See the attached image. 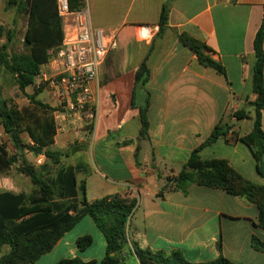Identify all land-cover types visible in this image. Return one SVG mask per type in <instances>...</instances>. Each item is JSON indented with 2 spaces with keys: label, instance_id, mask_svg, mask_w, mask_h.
Instances as JSON below:
<instances>
[{
  "label": "crops",
  "instance_id": "1",
  "mask_svg": "<svg viewBox=\"0 0 264 264\" xmlns=\"http://www.w3.org/2000/svg\"><path fill=\"white\" fill-rule=\"evenodd\" d=\"M84 3L94 28L114 32L115 47L106 53L90 84L97 98L96 121L86 129L75 121L64 133L57 129L50 149L60 147L54 152L77 169L76 181L84 182L87 202L115 195L136 200L127 223L129 249L122 253L123 263L139 264L130 253L136 245L152 254L179 252L193 264L220 256L234 264H264V255L251 247L252 236L264 242L253 204L195 184L185 192L173 186L164 190L166 179H173L202 146L201 160H224L243 179L264 187L260 164L239 140L253 127V41L263 20L264 0H92V10L89 0ZM164 4L168 20L159 37ZM182 34L204 44L224 74L201 65L180 42ZM145 59L149 80L136 87L135 73ZM42 70L49 72V65ZM37 99L58 109L49 104L55 98L44 89ZM140 108H146V137L140 136ZM240 111L243 114L235 117ZM220 121L228 127L225 137L205 144ZM260 124L264 133V109ZM215 149L226 153H214ZM14 175L13 193H29V179ZM82 237H89L91 245L79 250L76 241ZM105 249L102 234L83 217L33 264L73 258L98 263Z\"/></svg>",
  "mask_w": 264,
  "mask_h": 264
},
{
  "label": "trees",
  "instance_id": "2",
  "mask_svg": "<svg viewBox=\"0 0 264 264\" xmlns=\"http://www.w3.org/2000/svg\"><path fill=\"white\" fill-rule=\"evenodd\" d=\"M4 2L5 10L15 8L18 14L27 17L24 34L26 53L8 56L5 46L0 44V69L13 78L18 91L32 109H18L10 104V100L0 99V128L8 135L15 151L9 153L6 145L0 144V175H5L6 171L16 167L19 174L29 179L32 190L29 193L0 191V253L3 248H8L7 252L0 255V264L35 263L83 217H88L102 234L106 243L104 257L98 263H84L78 258H73L59 261L57 264H124L122 253L126 248L129 249L127 223L135 209L136 200L115 195L87 202L84 196V182L78 185L76 181L77 169L63 160L64 155L50 149L57 132L53 114L59 110L52 109L37 99L44 87L36 86L35 79L40 75L42 67L46 66L61 48L63 31L62 19L57 11V0H4ZM67 2L70 12H77L85 5L84 0ZM168 13L169 8L164 4L158 19L159 37L166 29ZM2 34L3 28L0 26V38ZM178 38L197 56L201 65L219 75L224 74L221 64L203 52L208 50L204 44L185 34ZM263 44L264 15L253 41L251 86L252 93L256 96L255 101L250 103L253 127L248 136L239 139L251 150L262 167L258 166L262 176L264 133L261 130L260 112L264 109ZM148 80L149 69L145 59L135 73V86H145ZM29 89L32 90L30 94L26 92ZM139 114L140 136L146 137L148 131L146 108H140ZM241 114L242 111L234 116L239 118ZM227 130L226 123L220 121L205 144L225 137ZM24 133L32 142L31 145L22 142L21 134ZM202 147L191 153L186 164L173 179H166L164 190L173 186L175 190L185 192L189 185L195 184L243 198L257 208L258 227L264 230V187L243 179L224 160H201L199 152ZM25 154H31L34 158L44 155L46 160L43 165L36 167L25 159ZM76 245L79 250H84L91 245V239L79 238ZM251 247L264 255V242L255 236L251 237ZM130 249L129 252L135 255L139 264H193L179 252L168 255L152 254L139 249L136 245ZM203 264L234 263L220 256L215 261Z\"/></svg>",
  "mask_w": 264,
  "mask_h": 264
},
{
  "label": "built area",
  "instance_id": "3",
  "mask_svg": "<svg viewBox=\"0 0 264 264\" xmlns=\"http://www.w3.org/2000/svg\"><path fill=\"white\" fill-rule=\"evenodd\" d=\"M57 11L62 19L61 48L47 64L50 71L41 70L35 83L45 86L64 104L66 115L79 109L85 114L84 120L94 123L98 117L97 98L90 84L97 79L106 53L115 47V34L94 28L86 5L70 12L67 0H57Z\"/></svg>",
  "mask_w": 264,
  "mask_h": 264
},
{
  "label": "rangeland",
  "instance_id": "4",
  "mask_svg": "<svg viewBox=\"0 0 264 264\" xmlns=\"http://www.w3.org/2000/svg\"><path fill=\"white\" fill-rule=\"evenodd\" d=\"M101 2H108L111 0H99ZM89 4L91 6L92 10V0H89ZM5 6L4 0H0V18H1V27L3 28V34L0 38V44L5 46V52L8 56L11 55H19L26 53V49L24 47V34L27 26V17L25 15H20L16 12L15 8H8V10H4L2 12V7ZM39 83L36 82V86H38ZM44 90L48 91L50 94L51 92L46 89L45 86H43ZM29 93H32V90H28ZM41 97V96H40ZM39 97V98H40ZM0 99H6L10 100V104L12 106L17 107L18 109H27L31 110V106L29 105L28 101L20 94L17 87L15 86L13 78L6 73L3 69H0ZM45 101V100H44ZM50 105H56L58 107L59 112L57 114H53L55 117V122L57 124V128L60 130V133H64L63 129L67 124L72 125L74 127L73 122L76 123H82L83 129L90 127V122L87 120H84L85 114L84 112L80 111L79 109H74L71 111L70 117L66 115L68 112L67 108L64 107V104H60V102L55 99L48 101ZM55 106V107H56ZM34 112V111H33ZM37 113V112H36ZM58 116H60L58 118ZM57 117V118H56ZM64 117V119H62ZM89 125V126H88ZM79 129V128H77ZM82 129V128H80ZM21 139L24 144H29V139L27 134H21ZM0 144H4L7 147V150L9 153H14L9 137L7 134L3 132V130L0 128ZM54 151H60L61 148L56 146L53 148ZM214 153H226V149L219 150L215 149L213 150ZM25 159L32 165H35V160L37 158H34L31 154H25ZM39 167V166H36ZM178 170V169H177ZM18 174L16 167L6 171V174L0 175V178L2 177H10L14 178L15 175ZM8 251V248H3L2 252L3 254Z\"/></svg>",
  "mask_w": 264,
  "mask_h": 264
},
{
  "label": "clouds",
  "instance_id": "5",
  "mask_svg": "<svg viewBox=\"0 0 264 264\" xmlns=\"http://www.w3.org/2000/svg\"><path fill=\"white\" fill-rule=\"evenodd\" d=\"M45 160H46V157L44 155H40L35 160V165L36 166L43 165ZM0 189L6 192H16L17 191V187L10 177H3L2 179H0Z\"/></svg>",
  "mask_w": 264,
  "mask_h": 264
},
{
  "label": "water",
  "instance_id": "6",
  "mask_svg": "<svg viewBox=\"0 0 264 264\" xmlns=\"http://www.w3.org/2000/svg\"><path fill=\"white\" fill-rule=\"evenodd\" d=\"M203 52H204V53H207L208 51H207V50H203ZM11 135H12V133H11Z\"/></svg>",
  "mask_w": 264,
  "mask_h": 264
}]
</instances>
